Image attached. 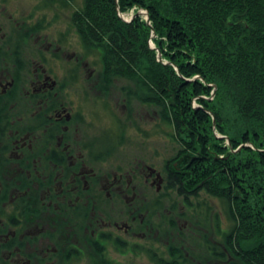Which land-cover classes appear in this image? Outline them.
Returning a JSON list of instances; mask_svg holds the SVG:
<instances>
[{
	"label": "trees",
	"instance_id": "1",
	"mask_svg": "<svg viewBox=\"0 0 264 264\" xmlns=\"http://www.w3.org/2000/svg\"><path fill=\"white\" fill-rule=\"evenodd\" d=\"M71 25L102 88L126 81L123 95L156 108L175 144L151 218L161 212L177 230L176 217L187 220L191 232L179 234L207 248L216 234L234 256L224 264H264V0H83ZM125 133L118 119L111 149ZM172 245L173 264H184Z\"/></svg>",
	"mask_w": 264,
	"mask_h": 264
},
{
	"label": "flooded vegetation",
	"instance_id": "2",
	"mask_svg": "<svg viewBox=\"0 0 264 264\" xmlns=\"http://www.w3.org/2000/svg\"><path fill=\"white\" fill-rule=\"evenodd\" d=\"M3 4L0 264H126L128 254L127 264L144 257L151 264H173L175 240L183 250L179 256L191 260L184 264L233 260L211 234L216 245L207 248V262L197 260L161 212L151 218V206L166 187L163 172L144 155L107 166L116 151L108 141L115 132L103 127L91 132L85 104L92 102L96 113L101 106L117 125L121 119L106 101L111 89L99 84L100 70L93 78L94 71L88 73L87 63L75 54L69 56L75 62L65 66L62 37L43 34L50 23L33 21L36 13L18 17ZM84 73L93 81L83 82ZM122 123L127 131L126 120Z\"/></svg>",
	"mask_w": 264,
	"mask_h": 264
},
{
	"label": "rangeland",
	"instance_id": "3",
	"mask_svg": "<svg viewBox=\"0 0 264 264\" xmlns=\"http://www.w3.org/2000/svg\"><path fill=\"white\" fill-rule=\"evenodd\" d=\"M44 0H0V3L6 5L8 11L15 13L16 16H29L33 13L35 7L37 5H41ZM70 3H62V0L58 2H54V4L50 5L49 7L39 11L36 13L35 18L33 21H36L41 18H45L46 23H50V27L43 33L45 35H49L50 37H62V55H63V64L65 66H69V61L75 62V57H71L70 55L75 54V56L79 57V61H82V46L80 43V39L78 35L74 32L72 28V14L75 9H78L83 0H69ZM145 12V11H144ZM136 11L131 10L129 13L122 14L121 16L125 18V20L131 21L133 16L135 15ZM144 15H146L144 13ZM147 16V15H146ZM50 40H53L52 38ZM152 47H155L154 43L151 42ZM66 55H65V54ZM161 53H159V56ZM87 63L88 73L90 71H94L93 78L95 77L96 73L99 71L98 66H94L91 60H84ZM84 80H86V73H84ZM92 82L93 80L86 82ZM126 81L116 80L115 85L111 88V95L106 98L108 101L111 111L115 113V117L123 119V121L127 122V131L125 133V143L120 145L116 148L114 156L106 162L107 166L109 167H116L118 165L128 164L131 161H135L139 159L141 156H145L146 159L151 164L158 169V171H162V167L164 162L167 158L173 155L174 153V146L172 139L167 136L166 132L164 131V127L159 129V114L156 108L150 107L148 105H144L140 103L136 99H132L130 102L128 99L125 100L123 93L121 92V88ZM103 104V103H101ZM124 105L127 106V109L124 108ZM132 105V106H131ZM93 103L90 102L89 104H85L86 110H88L87 114L89 119L93 122V129L91 132L97 134L98 131H101V127L103 128H110L113 129L112 131L115 132L117 135L118 125L115 123V119L112 117L108 111H104V109L98 107V112L96 113L94 110L95 108L92 107ZM133 108L131 112L132 118L129 119L128 116L130 109ZM106 112V113H105ZM135 120V121H134ZM133 121V124L130 122ZM142 125V128L147 132L141 133L138 131L134 124L137 122ZM113 127V128H111ZM98 130V131H97ZM113 135L112 138L115 136ZM112 138L108 140L111 144ZM117 136L114 137V139ZM100 141V138H99ZM190 222L187 220L185 221L182 219V222L179 224V230L176 231L177 236H181L179 231L183 228V230L188 233L191 232L189 227ZM226 224H224V228H226ZM212 237L217 241L221 239L214 233H211ZM186 241V243L191 245L192 254L197 258V260L206 261L209 257V253H207V247L201 246L198 244L199 239L195 237L189 236H181ZM177 239V238H176ZM192 239L193 242L189 240ZM178 240H175L177 242ZM212 244L216 245L212 241ZM131 259V255H126L125 260L126 264L129 263ZM136 264H151L146 257L140 258L135 261Z\"/></svg>",
	"mask_w": 264,
	"mask_h": 264
},
{
	"label": "water",
	"instance_id": "4",
	"mask_svg": "<svg viewBox=\"0 0 264 264\" xmlns=\"http://www.w3.org/2000/svg\"><path fill=\"white\" fill-rule=\"evenodd\" d=\"M145 11V12H144ZM146 14L147 15V18H148V20L150 21V16H149V14L147 13V11L146 10H140V11H138L137 12V15H139V14ZM133 18H134V16H133ZM132 18V19H133ZM125 19V18H124ZM129 21V20H128ZM161 55V54H160ZM214 123L216 124V119L214 118ZM229 143H230V141H229ZM159 176H160V174H159Z\"/></svg>",
	"mask_w": 264,
	"mask_h": 264
}]
</instances>
